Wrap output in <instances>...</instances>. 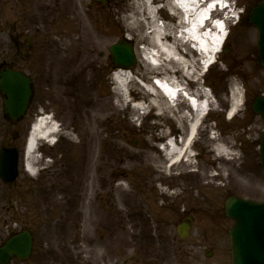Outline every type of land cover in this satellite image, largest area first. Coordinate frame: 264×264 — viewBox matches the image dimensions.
Wrapping results in <instances>:
<instances>
[{
	"label": "rangeland",
	"instance_id": "rangeland-1",
	"mask_svg": "<svg viewBox=\"0 0 264 264\" xmlns=\"http://www.w3.org/2000/svg\"><path fill=\"white\" fill-rule=\"evenodd\" d=\"M263 1L236 0L244 16L250 15L253 4ZM134 2L0 0V65L12 61L34 82L33 102L23 125L13 126L4 119L0 94V149L20 144L23 138L15 141L13 134L27 135L28 126L42 111L53 112L62 124L57 145L43 144L35 154V167L44 168L39 176L21 171L12 186L0 182V240L22 228L35 235L33 257L25 264H123L125 259L126 264H231L228 230L233 221L224 212L227 197L264 201V169L257 151L262 120L251 109L233 120L227 117L230 107L221 112V106L233 101L229 92L242 85V77L250 96L264 93V73L253 82L245 69H262L253 54L257 51L254 26L243 23L232 31L231 52L223 56L228 65L218 64L211 74L221 77L230 69L240 80L235 83L227 77L218 83L216 100L221 109L201 129L194 147L197 158L166 171L156 143L161 131L153 129L163 118L152 113L142 124L134 121L130 106L126 110L124 105L115 107L111 91L114 69L109 46L118 40H133L139 59L135 70L148 73L139 47L152 46L149 27L140 21L133 23V16L139 15ZM138 10L143 15V5ZM50 29L55 34L49 35ZM12 36L22 42L19 52L13 49ZM65 42L66 57L74 53V63L59 58L57 47ZM248 51L252 53L247 57ZM233 53L242 55V62L251 59V64L237 67L241 62ZM91 64L99 69L94 80L87 75ZM74 65L77 78L93 81L96 106L92 111L85 108L82 93L71 90ZM166 121L174 123L173 119ZM213 121L218 123V143L229 149L227 158L212 152L215 142L209 129L215 128ZM87 161L91 165L86 168ZM51 189L60 192L63 211L43 200ZM189 215L195 221L190 236L182 240L176 228ZM138 229L144 231L143 236ZM134 247L140 255L131 263L128 256L135 253Z\"/></svg>",
	"mask_w": 264,
	"mask_h": 264
},
{
	"label": "bare ground",
	"instance_id": "bare-ground-1",
	"mask_svg": "<svg viewBox=\"0 0 264 264\" xmlns=\"http://www.w3.org/2000/svg\"><path fill=\"white\" fill-rule=\"evenodd\" d=\"M136 1V9L138 10L139 5H143V10L144 15L146 16V19L144 18V21L146 22V24H151L153 23L154 25L153 27V32L149 35V37L152 39L153 41V45L155 46L153 52H151L149 55L152 57V60L155 63H161L162 66H172L173 68V64L181 69H186L188 67V65L190 64L189 60H187L186 58L181 56V53H178L179 51H177V47L175 48V46L168 44L167 39H163V35H162V30L157 28V25L155 24V9L156 7H154V3L155 1L153 0H135ZM164 1V0H161ZM141 2V3H140ZM176 2V6H177V10L179 9L178 4H180L184 10L186 11L187 14V22L189 24L185 25L184 23H182V25L184 24V27H186L184 30V32L182 33V37H181V41L183 42L186 41L187 39H191L194 40V43H196V46L199 48H203L202 53L204 55L203 60H206L204 63L205 65H208L210 63V61L213 59L212 57L215 55V52L218 51L220 44L223 42L224 40V34H225V27L223 25V23H217V26L220 27V31L219 33L213 35L212 33L209 34H201V32L199 31V22H203L205 17L207 19L208 15H209V11L208 12H203V11H199L198 10V0H175ZM167 5L168 7H172L171 5V0L167 1ZM179 11V10H178ZM204 13V14H202ZM140 14V13H139ZM190 15V16H189ZM205 15L203 18H200V16ZM151 18V19H150ZM139 18L137 16L133 17V23L136 22H141V20H138ZM149 20H151L149 22ZM191 26V28H190ZM169 40V39H168ZM178 40V39H177ZM157 41V42H156ZM62 43V41H60ZM60 43L57 47L58 51L61 53L59 54V58L60 59H64V60H68V61H72V63L75 62L76 58L71 54L70 56L66 57V53L68 50V44L67 42L66 45ZM158 43V44H156ZM52 44V43H51ZM67 46V47H66ZM147 54V53H146ZM170 60V62L167 63V61ZM163 62L165 64H163ZM192 62V67H196V64L194 63V61ZM199 63V61L197 62ZM73 67V65H72ZM74 70L71 74L72 79H71V90L72 89H76L78 93H82V95L86 98V109H88L89 111H92V108L96 106V100L95 97L92 94V90H91V85L93 84L92 82L87 83L88 81H82V79L77 78L79 75V72L77 71V67L74 65ZM191 67V66H190ZM175 68V67H174ZM190 70V68H189ZM87 75L89 80H94L95 78H98V73H99V69L98 68H93V65H89L87 67ZM127 71L126 70H120V74L121 76L118 75L119 78H121V81H128V77L129 75L125 74ZM189 72V71H188ZM189 74V73H188ZM101 78V77H100ZM80 82H82V88H79ZM172 89V88H171ZM81 90H83V92H80ZM175 89H172V92L175 93ZM236 90V89H235ZM233 89V105H232V109H231V114H234V112H236L241 104V93L242 90L239 89V92H236ZM235 91V92H234ZM240 95V98H239ZM153 103L156 104V102H158V100L155 98H153ZM196 106V104H195ZM197 113L196 114H192V119H191V125H190V136L191 138L195 135L198 123L200 121V118L203 115V112H205V110H207V105H201V103L199 104L197 102ZM187 117V116H186ZM178 118V116H177ZM185 117H180L179 120L180 123L182 124L184 122ZM159 126H155L153 127V129H155L156 131H159ZM56 131V130H55ZM54 130L53 127L49 124V121H47L46 119H41L39 122H37L36 124H34V132L31 133V142L29 143V149L27 152V165H26V169L27 172L30 175H34L36 176L38 174L37 168L34 165V162L36 163V156L35 154L37 153V146H38V139L39 137H44L45 139L49 140L52 138V136H54ZM57 132V131H56ZM163 135H165V130H163L162 132ZM117 137V136H116ZM37 144V146H36ZM170 147H168L167 150V157L170 161H174L175 163H178L181 158L183 157L184 153L186 155L185 152V148L184 146H181V144L176 143L174 144L173 142L170 143ZM216 150L219 153L220 158H224L226 156L230 155L229 149L226 148V146L224 145H220L217 144L216 146ZM134 158H136V156H134ZM138 159V158H137ZM72 162L75 161V158L71 159ZM71 162V163H72ZM213 162V161H211ZM214 163V162H213ZM87 165L90 167L91 163L90 161H87L86 163V168ZM90 170V169H89ZM87 170V171H89ZM251 177H254V174H251ZM253 179V178H252ZM254 180V179H253ZM256 180V179H255ZM60 194V192H56V190H48V193L46 194L45 198L43 200L47 201L48 203H52L55 205L60 206V209H58V211H63V204L62 202L58 199V195ZM89 197H91V193H89ZM66 205H69V201L67 200ZM65 210V209H64Z\"/></svg>",
	"mask_w": 264,
	"mask_h": 264
},
{
	"label": "water",
	"instance_id": "water-1",
	"mask_svg": "<svg viewBox=\"0 0 264 264\" xmlns=\"http://www.w3.org/2000/svg\"><path fill=\"white\" fill-rule=\"evenodd\" d=\"M114 49H115L114 53L115 55H117L116 60L118 61V63L120 62L122 64H125L129 61V57H131L130 50H129L130 54L128 53L125 54V49L123 46H117ZM12 79H14L15 82L12 84L10 88V92H13V96H11V102H13L14 99L16 98H17L16 103H19V101H22L21 110L24 111L28 103L29 96H30V91L26 88L27 86H29V81L18 75L13 76ZM10 168H11V165H10ZM231 205L233 206V208L235 206L239 208L238 213H236V210H234L233 208L230 211V214H233L235 217H237V219L239 218L238 219L239 223H242V222L246 223L249 219L250 209L260 206L257 204H252V203L241 201V200H231ZM260 207L264 208L263 205ZM241 218H244L245 221L241 222ZM233 236L236 240V245H237L234 251L235 264H244L245 262L244 251H241V248H240V244L243 241V237L245 236L244 227L236 228V230L233 233ZM29 249H30L29 235L27 233L21 234L20 236L12 239L6 249L0 251V259L3 260L2 258L8 257L11 252L19 256L25 257L29 253ZM258 260L260 262H264V255H259Z\"/></svg>",
	"mask_w": 264,
	"mask_h": 264
}]
</instances>
